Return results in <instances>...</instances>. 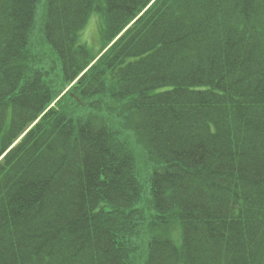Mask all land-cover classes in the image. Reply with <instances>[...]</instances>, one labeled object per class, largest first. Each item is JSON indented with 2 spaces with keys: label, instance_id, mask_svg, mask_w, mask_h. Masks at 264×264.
Wrapping results in <instances>:
<instances>
[{
  "label": "trees",
  "instance_id": "1",
  "mask_svg": "<svg viewBox=\"0 0 264 264\" xmlns=\"http://www.w3.org/2000/svg\"><path fill=\"white\" fill-rule=\"evenodd\" d=\"M0 264H264V0H0Z\"/></svg>",
  "mask_w": 264,
  "mask_h": 264
},
{
  "label": "rangeland",
  "instance_id": "2",
  "mask_svg": "<svg viewBox=\"0 0 264 264\" xmlns=\"http://www.w3.org/2000/svg\"><path fill=\"white\" fill-rule=\"evenodd\" d=\"M95 17L92 18V20L90 21V23L88 24V26L86 27V29L84 30L83 34H82V39L83 41L89 45V47H91L92 49H94L95 51H97L99 48H100V44L97 42L98 40V27H100V21H96V19H94ZM106 52V50L102 53H100L98 55V58L100 56H102L104 53ZM68 91V90H67ZM66 91V92H67ZM65 92V93H66ZM64 93V94H65ZM143 147H139L137 146L135 149V154L137 155L138 157V161L141 163V159L142 160H145V152H144V149H142ZM177 242H179L177 239H176Z\"/></svg>",
  "mask_w": 264,
  "mask_h": 264
}]
</instances>
